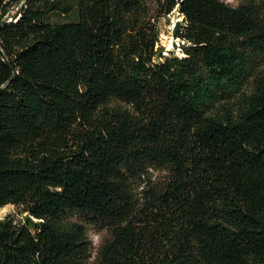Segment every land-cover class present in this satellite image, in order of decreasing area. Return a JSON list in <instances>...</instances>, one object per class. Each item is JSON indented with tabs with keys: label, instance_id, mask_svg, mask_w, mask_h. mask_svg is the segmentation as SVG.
Listing matches in <instances>:
<instances>
[{
	"label": "trees",
	"instance_id": "1",
	"mask_svg": "<svg viewBox=\"0 0 264 264\" xmlns=\"http://www.w3.org/2000/svg\"><path fill=\"white\" fill-rule=\"evenodd\" d=\"M7 204L0 264H264V0H0Z\"/></svg>",
	"mask_w": 264,
	"mask_h": 264
},
{
	"label": "rangeland",
	"instance_id": "2",
	"mask_svg": "<svg viewBox=\"0 0 264 264\" xmlns=\"http://www.w3.org/2000/svg\"><path fill=\"white\" fill-rule=\"evenodd\" d=\"M224 3L229 5H237L241 0H221ZM15 10H11L9 15H12ZM181 16L178 15V12L174 10L170 15H168L167 19L161 20L159 23V45L163 49L164 54L172 53L174 56L181 57L183 54L179 50V44H181L180 40L174 38L172 35V30L175 22L180 21ZM5 217H10L15 222H24V218L26 214L19 213V209L12 205L7 204L0 208V220ZM89 238L92 240L93 245H96L100 239V235L94 232H89Z\"/></svg>",
	"mask_w": 264,
	"mask_h": 264
},
{
	"label": "water",
	"instance_id": "3",
	"mask_svg": "<svg viewBox=\"0 0 264 264\" xmlns=\"http://www.w3.org/2000/svg\"><path fill=\"white\" fill-rule=\"evenodd\" d=\"M26 222H28V219H26Z\"/></svg>",
	"mask_w": 264,
	"mask_h": 264
}]
</instances>
